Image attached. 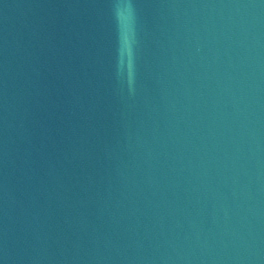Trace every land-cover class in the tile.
I'll return each instance as SVG.
<instances>
[{"label": "water", "instance_id": "water-1", "mask_svg": "<svg viewBox=\"0 0 264 264\" xmlns=\"http://www.w3.org/2000/svg\"><path fill=\"white\" fill-rule=\"evenodd\" d=\"M0 264H264V0H0Z\"/></svg>", "mask_w": 264, "mask_h": 264}]
</instances>
